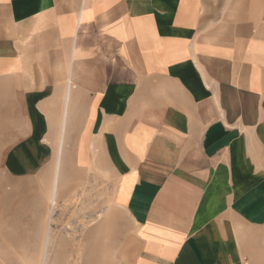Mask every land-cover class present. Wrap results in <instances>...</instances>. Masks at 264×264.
<instances>
[{
  "label": "crops",
  "instance_id": "crops-1",
  "mask_svg": "<svg viewBox=\"0 0 264 264\" xmlns=\"http://www.w3.org/2000/svg\"><path fill=\"white\" fill-rule=\"evenodd\" d=\"M0 170V264L104 180L114 264H264V0H0Z\"/></svg>",
  "mask_w": 264,
  "mask_h": 264
},
{
  "label": "rangeland",
  "instance_id": "rangeland-1",
  "mask_svg": "<svg viewBox=\"0 0 264 264\" xmlns=\"http://www.w3.org/2000/svg\"><path fill=\"white\" fill-rule=\"evenodd\" d=\"M14 109L13 113H18ZM9 124V123H8ZM9 126V125H8ZM7 135L10 134L9 127ZM63 148L56 147L54 158V173L62 158ZM1 171V170H0ZM73 193V192H72ZM80 194V193H79ZM78 192L74 196H66L61 202H49V215L45 224L44 242L40 249L39 260L29 259L33 254L34 246L23 245V260L21 264H114L112 261L118 254L117 248L111 242V229L109 218L116 216L113 211L111 182L104 180L102 189L99 191V200L102 204L103 243L81 245L74 243V237H89L90 225L95 218L94 198L80 197ZM92 194L93 190H92ZM92 213V214H91ZM91 214V216H90ZM100 217L98 214L97 218ZM34 230V229H33ZM78 239V238H77ZM71 242V243H70ZM69 258V260H68ZM6 264H14L7 261Z\"/></svg>",
  "mask_w": 264,
  "mask_h": 264
}]
</instances>
